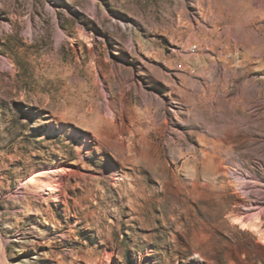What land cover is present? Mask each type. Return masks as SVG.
Returning <instances> with one entry per match:
<instances>
[{
    "label": "rangeland",
    "instance_id": "374dc122",
    "mask_svg": "<svg viewBox=\"0 0 264 264\" xmlns=\"http://www.w3.org/2000/svg\"><path fill=\"white\" fill-rule=\"evenodd\" d=\"M58 164L59 201L23 195ZM0 236L7 264H264V0H0Z\"/></svg>",
    "mask_w": 264,
    "mask_h": 264
},
{
    "label": "bare ground",
    "instance_id": "6f19581e",
    "mask_svg": "<svg viewBox=\"0 0 264 264\" xmlns=\"http://www.w3.org/2000/svg\"><path fill=\"white\" fill-rule=\"evenodd\" d=\"M86 138L87 136L85 137V140L77 146V150L79 151L80 155H83L87 150ZM68 170L71 169L65 168L63 165L58 164L54 169L46 168L40 172L33 173L31 174L27 183L20 187V190L23 195H35L37 197L43 198L44 200L59 201L60 180H62L66 176ZM114 175L115 177L113 180H117L118 178L116 172H114ZM255 214L256 215L250 221H243L241 218H238L236 216L234 217L233 215L232 220L238 223L242 229L246 228L262 238L263 235L260 227L261 222L259 221L258 213ZM2 245L3 240L0 236V264H7L4 258Z\"/></svg>",
    "mask_w": 264,
    "mask_h": 264
}]
</instances>
